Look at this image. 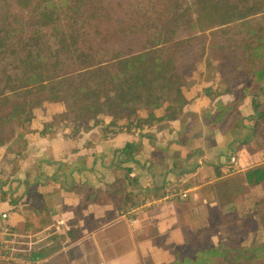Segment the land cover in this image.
<instances>
[{
  "label": "crops",
  "instance_id": "0c3cea01",
  "mask_svg": "<svg viewBox=\"0 0 264 264\" xmlns=\"http://www.w3.org/2000/svg\"><path fill=\"white\" fill-rule=\"evenodd\" d=\"M242 87L203 71L186 79L177 120L142 127L111 124L107 116L96 123H73L71 115L54 121L67 115L58 103L34 109L27 125L1 118L0 220L7 215L18 250L11 264L172 262L186 230L208 221L204 215L192 221L196 207L217 208L204 199L217 193L214 185L264 168L252 103L264 110V86ZM236 118L238 130L231 126ZM251 187L242 182L238 191Z\"/></svg>",
  "mask_w": 264,
  "mask_h": 264
},
{
  "label": "trees",
  "instance_id": "16d2710c",
  "mask_svg": "<svg viewBox=\"0 0 264 264\" xmlns=\"http://www.w3.org/2000/svg\"><path fill=\"white\" fill-rule=\"evenodd\" d=\"M164 1L72 0L68 28L52 13V0H16L18 5L35 2L28 17L5 15L0 6V56L15 60L0 67V99L11 106L3 118L27 125L34 109L58 103L67 115H55L54 121L73 115V123H96L107 116L111 124L142 127L177 120L186 105L183 71L195 45L205 51L203 34L228 59L224 70L216 67L211 74L219 73L223 83L233 79L242 91L264 86V0H195L197 18L186 15L179 0H170L164 10ZM149 5L158 16L154 21ZM252 103L254 115L264 122V110L257 100ZM159 110L163 114L156 117ZM237 118L231 125L236 130L242 126ZM242 182L262 184L264 168L247 171ZM226 252L213 246L195 251L194 259L175 253L169 264H204ZM237 253L235 259L245 254Z\"/></svg>",
  "mask_w": 264,
  "mask_h": 264
},
{
  "label": "rangeland",
  "instance_id": "374dc122",
  "mask_svg": "<svg viewBox=\"0 0 264 264\" xmlns=\"http://www.w3.org/2000/svg\"><path fill=\"white\" fill-rule=\"evenodd\" d=\"M52 1L54 3L52 13L57 18H60L61 23L68 28L67 17L72 13L68 8L72 0ZM153 1L155 2L156 0ZM169 1L165 0L162 2L164 10ZM34 3L27 4L24 2L23 5H18L16 0H0V6L4 7L5 15L10 14L20 17L30 16L29 13ZM179 3H181L180 8L186 10V15H189L191 18L198 17L195 0H179ZM213 4V1L209 2V6ZM150 7L149 5L148 8ZM149 17H151V21H154L158 17L155 15L153 7L150 8ZM201 37V40L205 41L206 48L203 51L202 44H197L189 52L188 62L183 71L185 78L188 80L191 77H198L203 71L205 74H211V70L216 67L223 68L224 70L228 63L226 56L212 48V40L213 42L215 40L211 36L203 34ZM51 41L53 43L54 40L51 39ZM3 57L4 55L0 56V67L7 66L9 63L15 61L9 54L5 55L6 58ZM205 60L209 63L208 67L205 65ZM9 74L13 75V71L9 70ZM9 97L13 98V96ZM260 105L263 107L262 103ZM10 109V104H4L3 100L0 99V117L3 118L4 115H7ZM71 119H73V115H71ZM9 128H3L2 133H8L7 129ZM261 146H264V122H261ZM241 182L242 179L240 177L233 176L229 180L214 185L217 190L214 197H207L208 193L204 196L206 200L217 202L218 206L216 209L218 210L206 205V212H203L201 206L196 207L194 212L196 218L192 221H200V218L203 219V215L204 219L208 217V221L206 220L204 224H198L197 227L194 226V228L186 230L187 239L185 243L178 248L172 247L174 258L176 253L181 258L189 256L194 259L195 251L216 246L220 248L221 252L223 250H227V252L224 255L213 256L204 264H264V253L261 252V247L264 248V183L260 187L245 188L241 193ZM227 184L231 185L232 188L229 192L223 186ZM239 187L240 190L238 191ZM27 235H29L27 236L28 239L33 237L31 231ZM240 250H243L245 254H242L240 259H235V255H238L237 252ZM17 252L18 250L13 246V250L8 256L9 258L2 261L10 264L14 263L13 258Z\"/></svg>",
  "mask_w": 264,
  "mask_h": 264
},
{
  "label": "built area",
  "instance_id": "2783aa9c",
  "mask_svg": "<svg viewBox=\"0 0 264 264\" xmlns=\"http://www.w3.org/2000/svg\"><path fill=\"white\" fill-rule=\"evenodd\" d=\"M177 195V194H176ZM187 197L186 193L178 194V198L185 199ZM7 215L2 214L0 220V259L5 260L9 258L8 256L11 254L13 250L12 243L9 239V226L6 222Z\"/></svg>",
  "mask_w": 264,
  "mask_h": 264
}]
</instances>
